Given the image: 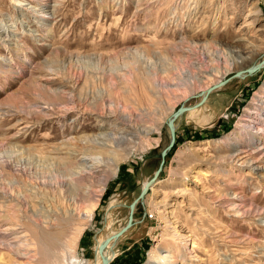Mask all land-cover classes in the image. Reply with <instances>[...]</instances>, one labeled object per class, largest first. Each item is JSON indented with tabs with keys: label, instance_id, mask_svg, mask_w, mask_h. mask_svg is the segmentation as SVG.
I'll return each instance as SVG.
<instances>
[{
	"label": "rangeland",
	"instance_id": "obj_1",
	"mask_svg": "<svg viewBox=\"0 0 264 264\" xmlns=\"http://www.w3.org/2000/svg\"><path fill=\"white\" fill-rule=\"evenodd\" d=\"M16 1L0 0V54L10 61L4 66L0 57V157L8 143L44 156L54 145L98 131L91 115L77 127L74 120L58 122L59 112L41 115L48 100L56 103L53 90L109 93L143 111L158 131L149 132L145 146L110 178L78 246L77 257L88 264L95 262L96 247L127 224L130 205L159 169L171 143L168 120L181 106L193 107L204 98L208 89L182 86L191 72L204 79L216 65L212 60L224 59L235 39L243 37L244 46L256 47L244 64L230 71L223 67L205 80L209 89L228 82L176 120V144L137 204L133 228L112 243L110 264H146L154 249L165 251L174 243L173 226L191 244L178 264H264V148L245 136L236 142L246 109L264 86V66L233 78L264 61V0H39L40 14L29 12L33 0L19 7ZM222 139L226 142L218 144ZM251 157L258 159L244 164ZM152 188L164 193L154 194ZM70 222L61 221L53 230L61 243L71 244L76 235L77 223Z\"/></svg>",
	"mask_w": 264,
	"mask_h": 264
},
{
	"label": "bare ground",
	"instance_id": "obj_2",
	"mask_svg": "<svg viewBox=\"0 0 264 264\" xmlns=\"http://www.w3.org/2000/svg\"><path fill=\"white\" fill-rule=\"evenodd\" d=\"M33 1L35 5L28 8L29 12L40 14L39 0ZM24 2L25 0H17L16 7ZM55 12L56 6L50 9V15L53 16ZM245 41L243 37L235 39L224 59L216 55L212 60L216 65L210 70L213 74L205 72L203 79L191 72L193 77L182 86L188 89L191 84H198V89L206 91L209 88L203 85L204 81L211 80V76L218 74L223 67L225 71H230L231 68L247 62V56L256 53V47L252 44L244 46L242 43ZM216 52L220 56L224 55L221 51ZM0 57L3 58L1 61L4 66L10 63L7 55L0 54ZM51 93L55 94L56 103L48 100L46 106L39 111L41 115L51 117L61 113L58 122L74 120L72 127H77L80 121L91 115L98 131L92 134L82 133L62 144L54 145L51 153L44 156L32 155L25 147L7 144L8 152L0 157V264H88L77 257L78 246L85 228L91 224L100 206L102 194L106 191L110 178L118 176L116 171L128 161L130 154L145 146L149 132L158 133L153 126H149L150 121L143 115V111L136 112L131 106L111 97L109 93H94L93 96L89 93L79 95L72 92L63 95L57 93V90ZM263 95L264 86L251 104L252 107L246 109V120L236 137V142L240 141L242 136H245L246 142L256 140V148L259 150L264 148ZM38 97L45 101L44 97ZM253 118L259 122L258 128L252 125ZM253 129L258 133L253 134ZM224 142L226 139L217 141L218 144ZM207 144L210 145L211 141ZM192 149V152L200 150ZM257 159L251 157L246 159L244 164L251 165ZM195 173L202 174L201 170H196ZM146 184L145 181L144 186ZM151 191L154 194L164 193V190L159 188H152ZM166 214L171 216L174 212L168 210ZM66 219L77 223L76 235L72 237L71 244L61 243L57 233L53 232L59 223ZM170 230L175 238L174 243L165 251H159L155 247L146 264H178L179 261L185 260L187 247H191L189 236L177 226L171 227ZM117 233H112L104 242ZM118 240L111 242L104 252L110 262L115 255L112 243ZM103 243L96 247L94 264H103L100 254ZM183 246L186 247L185 251Z\"/></svg>",
	"mask_w": 264,
	"mask_h": 264
},
{
	"label": "water",
	"instance_id": "obj_3",
	"mask_svg": "<svg viewBox=\"0 0 264 264\" xmlns=\"http://www.w3.org/2000/svg\"><path fill=\"white\" fill-rule=\"evenodd\" d=\"M264 66V61L261 62L260 64H258L255 68L253 69H248L247 71H239L235 74V76L233 78H236V77H241L243 76L245 73H254V72H257L259 71L260 69H262ZM227 81L225 82H222L220 84H217L215 85L214 87H211L210 89H208L206 91V94L204 96V98L202 99V101L193 106V107H185L184 105L181 106L173 115L172 117L168 120V127H169V130H170V134H171V143L170 145L167 147V149H165L161 155V164H160V167L159 169L157 170V172L155 173L154 177L152 179H150V181L143 187L139 197L137 199H135L133 201V203L130 205V213H129V219H128V222L127 224L122 228L121 231H119V233H117L116 235H114L113 237L107 239L100 247V254L102 256V259H103V264H110V261L109 259H107L105 256H104V252L107 250L109 244L111 242H113L114 240H118L119 238H121L123 235H125L130 229L133 228L134 226V215H135V211H136V206L138 203H140L141 201H143L145 199V197L147 196V194L149 193L150 191V187L152 186L153 183H155L160 174L162 173L163 171V168H164V165H165V161H166V156L168 154V152L175 146L176 144V141H177V134H176V127H175V122L176 120L182 116L184 113L188 112V111H192L193 109H197L199 107H201L206 101H207V98L209 97V95L217 90L219 87L223 86L225 83H227Z\"/></svg>",
	"mask_w": 264,
	"mask_h": 264
}]
</instances>
